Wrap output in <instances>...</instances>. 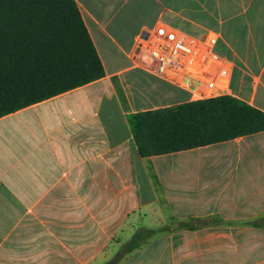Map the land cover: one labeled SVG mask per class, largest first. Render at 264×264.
<instances>
[{
	"label": "crops",
	"instance_id": "1",
	"mask_svg": "<svg viewBox=\"0 0 264 264\" xmlns=\"http://www.w3.org/2000/svg\"><path fill=\"white\" fill-rule=\"evenodd\" d=\"M75 1L106 75L0 118V264H111L150 218L120 264H264V131L143 157L129 122L194 101L134 57L162 22L217 34L229 95L264 111V0Z\"/></svg>",
	"mask_w": 264,
	"mask_h": 264
},
{
	"label": "trees",
	"instance_id": "2",
	"mask_svg": "<svg viewBox=\"0 0 264 264\" xmlns=\"http://www.w3.org/2000/svg\"><path fill=\"white\" fill-rule=\"evenodd\" d=\"M105 75L75 0H0V118ZM129 122L140 154L151 157L262 132L264 111L225 95L131 114ZM197 222L196 228L227 223L217 215ZM163 230L136 233L111 264Z\"/></svg>",
	"mask_w": 264,
	"mask_h": 264
},
{
	"label": "built area",
	"instance_id": "3",
	"mask_svg": "<svg viewBox=\"0 0 264 264\" xmlns=\"http://www.w3.org/2000/svg\"><path fill=\"white\" fill-rule=\"evenodd\" d=\"M218 35L195 37L160 23L145 29L135 59L176 86L191 92L194 101L230 94L232 62L217 50Z\"/></svg>",
	"mask_w": 264,
	"mask_h": 264
},
{
	"label": "rangeland",
	"instance_id": "4",
	"mask_svg": "<svg viewBox=\"0 0 264 264\" xmlns=\"http://www.w3.org/2000/svg\"><path fill=\"white\" fill-rule=\"evenodd\" d=\"M157 222H158V221H157ZM157 222H155L154 220H153V222H152V218H150L149 220H147L146 223H144V224H145L144 227H139V225L136 226V227H137L136 233L141 232L142 230L162 228L161 226L158 225L159 223H157ZM155 223H156V224H155ZM137 224H138V223H137ZM168 226H170L171 229H172V225H171V224L168 225ZM136 233H135V234H136ZM135 234H134V235H135Z\"/></svg>",
	"mask_w": 264,
	"mask_h": 264
}]
</instances>
